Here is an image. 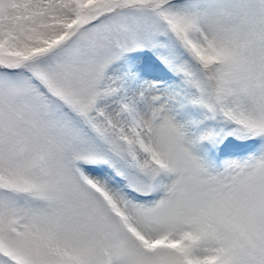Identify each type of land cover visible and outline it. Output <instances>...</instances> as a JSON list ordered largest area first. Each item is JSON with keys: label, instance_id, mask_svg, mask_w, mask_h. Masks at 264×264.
Wrapping results in <instances>:
<instances>
[{"label": "snow or ice", "instance_id": "snow-or-ice-1", "mask_svg": "<svg viewBox=\"0 0 264 264\" xmlns=\"http://www.w3.org/2000/svg\"><path fill=\"white\" fill-rule=\"evenodd\" d=\"M0 264H264V0H0Z\"/></svg>", "mask_w": 264, "mask_h": 264}]
</instances>
